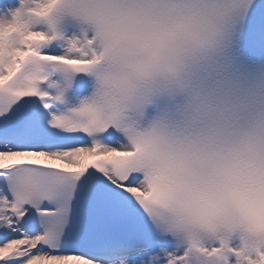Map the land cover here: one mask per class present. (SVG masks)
<instances>
[{"label":"snow or ice","instance_id":"1","mask_svg":"<svg viewBox=\"0 0 264 264\" xmlns=\"http://www.w3.org/2000/svg\"><path fill=\"white\" fill-rule=\"evenodd\" d=\"M0 264H264V0H0Z\"/></svg>","mask_w":264,"mask_h":264}]
</instances>
